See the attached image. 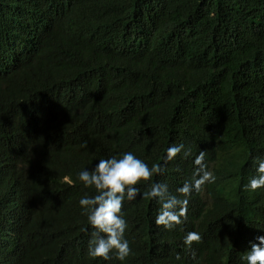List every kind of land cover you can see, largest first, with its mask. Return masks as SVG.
<instances>
[{
    "label": "trees",
    "instance_id": "16d2710c",
    "mask_svg": "<svg viewBox=\"0 0 264 264\" xmlns=\"http://www.w3.org/2000/svg\"><path fill=\"white\" fill-rule=\"evenodd\" d=\"M86 143L87 147L83 145ZM183 150L121 214L131 254L91 257L79 173ZM200 150L216 176L187 218L156 224ZM264 0H0V264H247L264 235ZM179 169V171H177ZM202 241L185 245L189 232ZM179 256V259H177Z\"/></svg>",
    "mask_w": 264,
    "mask_h": 264
},
{
    "label": "clouds",
    "instance_id": "9594fccd",
    "mask_svg": "<svg viewBox=\"0 0 264 264\" xmlns=\"http://www.w3.org/2000/svg\"><path fill=\"white\" fill-rule=\"evenodd\" d=\"M87 147L86 143L83 145ZM183 150L184 158L192 155L191 148L185 149L183 144H173L167 148V154L162 164H153L151 168L132 152L113 155L107 159H100L91 170L85 168L79 173V180L85 187H94L97 194L88 196L87 193L79 203L84 207L90 225L95 229L89 240L88 254L95 258L109 260L110 253L115 250L116 258L123 261L131 254L128 240L125 238L127 221L121 214L125 199L134 200L140 194V181H151L154 175L163 174L166 164L173 160ZM207 153L200 150L193 160L194 168L190 178L183 182V186L176 189L177 194L169 192L168 185L155 182L149 198L156 199L161 207L156 217V224L166 229H173L187 218L189 198L193 191L199 193L206 183H214L216 176L209 171L205 163ZM257 166V176L253 177L245 190L255 191L264 187V159L253 157ZM179 171V169H177ZM256 242L250 241V249L246 257L247 264H264V235L257 236ZM202 236L199 232H189L184 243L189 248L193 242L199 243ZM179 259V256H177Z\"/></svg>",
    "mask_w": 264,
    "mask_h": 264
}]
</instances>
